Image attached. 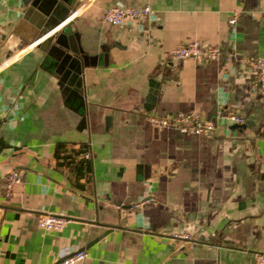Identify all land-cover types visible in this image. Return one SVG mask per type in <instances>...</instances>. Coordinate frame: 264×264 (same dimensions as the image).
<instances>
[{
  "label": "crops",
  "instance_id": "1",
  "mask_svg": "<svg viewBox=\"0 0 264 264\" xmlns=\"http://www.w3.org/2000/svg\"><path fill=\"white\" fill-rule=\"evenodd\" d=\"M111 4L150 12L114 25L102 19ZM73 10L54 31H76L85 58L79 89L63 92L59 49L38 46L53 32L39 37L18 0H0V264H53L76 248L86 255L73 264H253L264 251V107L241 58H264V0H73ZM192 39L232 55L170 57ZM227 109L242 121L216 117ZM185 110L213 131L147 117ZM86 145V160L64 158ZM41 212L68 221L43 230Z\"/></svg>",
  "mask_w": 264,
  "mask_h": 264
},
{
  "label": "built area",
  "instance_id": "2",
  "mask_svg": "<svg viewBox=\"0 0 264 264\" xmlns=\"http://www.w3.org/2000/svg\"><path fill=\"white\" fill-rule=\"evenodd\" d=\"M75 12L73 10L67 19ZM150 7L148 4L142 6H129L111 4L102 11V19L110 24L120 25L127 19H135L148 15ZM233 17L229 18L232 22ZM169 55L173 59H182L188 57L217 58L223 57L229 59L231 51H227L219 46L206 45L197 39L184 42H178L169 49ZM242 63L249 72V87L252 93L258 95L264 107V58L263 57H242ZM148 120L159 127H171L179 132H192L196 134L210 133L214 129V123L204 118L196 110H185L177 114L164 116L148 115ZM216 117L222 118L228 122L238 124L242 121V115L234 110L227 109L216 114ZM89 150L81 153V156L88 158ZM21 169L14 168L8 171L4 177V191L8 194L14 183L21 177ZM68 221V217L60 213L41 212L36 220L37 226L43 230H59ZM172 236L182 241H193L196 236L187 231L173 232ZM86 252L82 248H76L63 255L53 264H73L84 258ZM253 264H264V251L253 252Z\"/></svg>",
  "mask_w": 264,
  "mask_h": 264
},
{
  "label": "water",
  "instance_id": "3",
  "mask_svg": "<svg viewBox=\"0 0 264 264\" xmlns=\"http://www.w3.org/2000/svg\"><path fill=\"white\" fill-rule=\"evenodd\" d=\"M73 0H18L22 8V18L33 23L35 27L41 28L39 37L46 36L39 43L41 49H46L53 39V46L60 51V56L56 61V73L63 92L72 87L79 89V79L81 69V59L85 58L84 51L78 42V33L71 31L69 33L60 31L55 34L58 27L63 25L71 14V3ZM64 36V41L61 37ZM154 90L149 91L147 100H153Z\"/></svg>",
  "mask_w": 264,
  "mask_h": 264
},
{
  "label": "trees",
  "instance_id": "4",
  "mask_svg": "<svg viewBox=\"0 0 264 264\" xmlns=\"http://www.w3.org/2000/svg\"><path fill=\"white\" fill-rule=\"evenodd\" d=\"M85 150H87V145L85 147H83V149L81 148L79 150L70 149V150L66 151L64 158L70 163H79V162L87 159L86 157L81 156V153Z\"/></svg>",
  "mask_w": 264,
  "mask_h": 264
}]
</instances>
